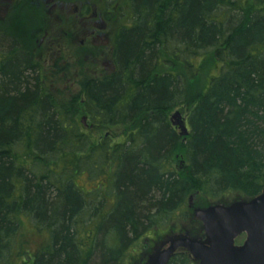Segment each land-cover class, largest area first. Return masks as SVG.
I'll return each mask as SVG.
<instances>
[{"label":"trees","instance_id":"16d2710c","mask_svg":"<svg viewBox=\"0 0 264 264\" xmlns=\"http://www.w3.org/2000/svg\"><path fill=\"white\" fill-rule=\"evenodd\" d=\"M124 3L110 68L78 94L58 87L57 63L46 70L0 36V264H139L125 262L131 247L189 224L191 194L229 204L263 188L264 0ZM81 109L94 130L126 128L122 140L84 130ZM27 224L43 238L34 250ZM194 263L178 250L167 264Z\"/></svg>","mask_w":264,"mask_h":264},{"label":"rangeland","instance_id":"374dc122","mask_svg":"<svg viewBox=\"0 0 264 264\" xmlns=\"http://www.w3.org/2000/svg\"><path fill=\"white\" fill-rule=\"evenodd\" d=\"M114 1L117 0H112L110 5L105 7L104 0H70V3H67L64 7L57 9V11L54 12L55 14L53 15L52 22H47L44 19V17H46L45 11L43 10L44 4H40L42 9V16L40 17L43 21V24L40 23V27L43 28V31H46V34L44 36V40L41 42L44 48L43 50H39V52L49 53L47 48L52 45L55 46L57 42L60 43L61 48L65 50L63 51L64 54L62 55V59H60V62H57V66L58 64L64 66L62 69V78L58 80V87L62 90L67 88L69 89L64 90L63 92L71 95L78 94L80 91V81L89 75H98L102 70H108L110 68L109 45L119 24L127 23L129 19L126 6L124 5V0H118V4L115 6V9H112L111 11L109 10ZM4 3L5 2L1 3L0 6L4 5ZM80 6L88 7L90 14L89 19L81 18L80 14L78 13L79 10H81ZM1 7L0 34L2 32L6 34V30L4 29V15L2 14L6 7ZM105 10L106 15L104 14ZM120 10L124 14L123 17H120V14L117 13V11ZM100 14H103L104 18ZM64 17L67 18L65 22ZM84 28H87L90 32L94 31V34H89L87 39L84 38L82 33ZM42 34L43 32L35 42L33 40H23L22 43L30 42V47H33V45H37V42L41 40ZM2 44L3 42H0L1 46ZM1 50L2 48L0 47V52ZM46 59H41V63L46 67V70H49L48 61L46 62ZM51 62L54 61L51 60ZM212 66L213 65L209 63L204 66V68L213 74L215 73V69ZM176 111H179L181 117L185 119V112L174 109L167 112V116L170 120H176V118H172L174 112ZM77 121L84 130L90 131V129H93L91 130V133L97 136H108L112 142H118L122 140L121 136L126 131V128L121 126L104 130L101 128H95L94 130V126L91 124L89 117L83 112L82 109L79 111ZM176 129L178 132H180L178 127H176ZM173 164L179 171L185 166L184 157L180 152V148L178 149L177 154L174 156ZM87 186L89 187L90 184H87ZM210 205L211 204H205L203 197L199 194H191L187 202V206L190 211L189 224L181 225L178 222L179 220H176L175 234L180 235L181 233L189 237L205 240L202 223L195 217V210L203 209ZM24 229L25 230L23 231L21 239L25 247L29 248L30 250H34L39 247V245H41L43 242L42 236L31 232L29 230L30 226L28 224L27 228L25 227ZM166 234L168 233H165L164 230H158L156 232H151L142 236V238H140L131 247L129 253L130 255L127 257L125 262L128 263V261L131 259H133L131 262L140 259L139 264H149L158 254V252H160L166 246L165 241L168 239V237H165L167 236ZM243 241L244 236H240L235 241V244L240 245Z\"/></svg>","mask_w":264,"mask_h":264},{"label":"water","instance_id":"95a60500","mask_svg":"<svg viewBox=\"0 0 264 264\" xmlns=\"http://www.w3.org/2000/svg\"><path fill=\"white\" fill-rule=\"evenodd\" d=\"M172 118L176 120H170L171 124L186 136L180 112H174ZM195 217L202 223L205 240L174 234L149 264H167L178 250H185L196 264H264V184L251 199L214 203L196 209ZM242 235L244 241L235 244Z\"/></svg>","mask_w":264,"mask_h":264},{"label":"flooded vegetation","instance_id":"af4514ba","mask_svg":"<svg viewBox=\"0 0 264 264\" xmlns=\"http://www.w3.org/2000/svg\"><path fill=\"white\" fill-rule=\"evenodd\" d=\"M3 2L6 3H4V5H1L6 7V9L2 13L4 15V29L6 30V34L2 32L0 36H12L13 39L16 38L15 47L19 46L27 50L33 57V59L39 62V64H42L41 59L45 60L47 57L49 58L46 59V62L48 61L49 66H54L55 63L60 62V59H62V55L64 54L63 51L65 50L61 48V45L58 42L55 44V46L52 45L47 48V51H49V53L39 52V50H43L44 48L41 42L42 40H44V36L46 34V31H43V28L40 27V23L43 24L42 18L40 17L42 16V9L40 4H44L43 10L46 14V17H44V19L47 22H52L53 15L55 14L54 12L57 11V9H61L62 7H64L67 3H70V0H0V4ZM1 6L0 9L2 8ZM88 10L89 9L87 6L81 7V10H79L78 12L81 18L89 19L90 14ZM100 15L104 18L103 14ZM66 20L67 18L64 17V22ZM42 32L43 34L41 35V40L37 42V45H33V47H30V42L22 43L23 40H33L34 42L37 41ZM93 32L94 31H88L87 28H84L82 30L84 38L86 39L89 34H92ZM17 41L19 42V44H17ZM51 60H53L54 62H51ZM42 66L44 67V69H46L44 65ZM63 67L64 66L58 64L59 69H63ZM51 69L53 68L49 67V71L55 72L54 69Z\"/></svg>","mask_w":264,"mask_h":264}]
</instances>
